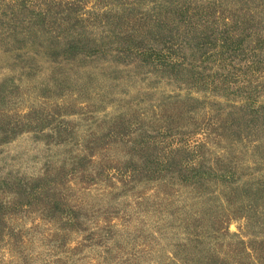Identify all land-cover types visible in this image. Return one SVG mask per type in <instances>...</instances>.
Listing matches in <instances>:
<instances>
[{"label": "rangeland", "instance_id": "374dc122", "mask_svg": "<svg viewBox=\"0 0 264 264\" xmlns=\"http://www.w3.org/2000/svg\"><path fill=\"white\" fill-rule=\"evenodd\" d=\"M0 264H264V0H0Z\"/></svg>", "mask_w": 264, "mask_h": 264}]
</instances>
